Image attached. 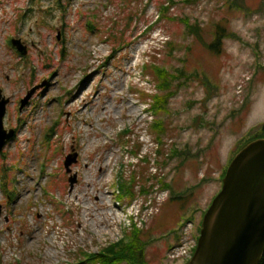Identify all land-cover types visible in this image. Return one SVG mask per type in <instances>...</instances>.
Here are the masks:
<instances>
[{"label": "rangeland", "instance_id": "374dc122", "mask_svg": "<svg viewBox=\"0 0 264 264\" xmlns=\"http://www.w3.org/2000/svg\"><path fill=\"white\" fill-rule=\"evenodd\" d=\"M166 1L0 0L4 127L15 131L0 152V264H94L134 224L149 264H186L229 160L264 123V0H175L156 22ZM217 23L238 37L221 54L205 46ZM153 65L178 76L157 116L147 110V95L161 93Z\"/></svg>", "mask_w": 264, "mask_h": 264}, {"label": "water", "instance_id": "95a60500", "mask_svg": "<svg viewBox=\"0 0 264 264\" xmlns=\"http://www.w3.org/2000/svg\"><path fill=\"white\" fill-rule=\"evenodd\" d=\"M13 45L25 54L20 40ZM41 86L33 89L22 106ZM8 100L0 89V152L15 131H6ZM73 163L68 159L66 168ZM73 180L71 183L73 184ZM264 256V139L252 142L231 162L223 188L204 216L190 264H260Z\"/></svg>", "mask_w": 264, "mask_h": 264}, {"label": "trees", "instance_id": "16d2710c", "mask_svg": "<svg viewBox=\"0 0 264 264\" xmlns=\"http://www.w3.org/2000/svg\"><path fill=\"white\" fill-rule=\"evenodd\" d=\"M194 0H187V2L191 3ZM176 2L175 0H167L165 3H162L157 21L159 22L163 20L165 16H169L170 10L175 6ZM239 0H230V7L238 6ZM180 21V23L190 32V34L195 35L196 37L200 38V33L202 32V28L200 24L198 23H191V19H184L183 17L176 19ZM89 25L94 31L95 29H98V26H94L93 22L89 21ZM130 26V21H129ZM129 26L127 30L129 29ZM153 26L149 28L152 29ZM126 30V31H127ZM213 34V40L212 42H207L206 47L209 51H212L216 54H221L225 47V41L228 38H237L236 35L232 33L228 28H226L222 23H217L215 26V29L212 31ZM239 40L241 38L239 37ZM172 45L173 43L171 41L168 42V46ZM125 45H120L119 48H116L115 50L121 51V48H124ZM171 53L174 52V50H170ZM258 56H260L258 54ZM153 69L156 73L158 84L157 89L161 91V93L154 94V95H147V98H149V111L153 113L154 115H161L166 114L168 112V107L171 98L174 96V91L172 89L174 88L173 83L178 80V76L172 74L167 68L161 67L159 65H153ZM180 75H184L185 72L183 70H179ZM148 77V75H146ZM129 132L128 130H125L123 133ZM153 132L157 134V146L161 144L160 141L165 135V125L163 123V120H156L153 124ZM122 133V134H123ZM264 138V124L258 129V131L255 134H252L246 141L245 144L242 146L245 147L249 143H251L254 140ZM160 143V144H159ZM131 146H127L126 148L129 149ZM178 152L177 149L174 151L172 150V153ZM140 156L139 151L136 153V157ZM140 160H143V158H139ZM149 163V161H147ZM225 175V173H224ZM138 177V176H137ZM163 182V181H162ZM164 183V190H170L172 195L174 193L172 184ZM138 187V184L136 183V178L134 180L124 179L119 184V189L121 193L123 194L122 198L125 197H132L133 195V189ZM173 197V196H172ZM172 200H174L172 198ZM148 247V241L144 238V234L142 232V229L137 226V224H134V226L125 233L124 237L117 241L110 243L108 246L101 249L99 252L93 253L89 256L88 261L94 263V264H149L146 258V251ZM84 255L87 256V254L84 252ZM260 264H264V256L261 260Z\"/></svg>", "mask_w": 264, "mask_h": 264}, {"label": "bare ground", "instance_id": "6f19581e", "mask_svg": "<svg viewBox=\"0 0 264 264\" xmlns=\"http://www.w3.org/2000/svg\"><path fill=\"white\" fill-rule=\"evenodd\" d=\"M100 95V93L98 92V94L96 95V97H98ZM108 108L109 107H107V105L105 106V104H104V106H102V109L104 110V112H108L109 110H108ZM94 164V163H93ZM91 164L90 165H88L87 166V169H90L91 168ZM103 166V165H102ZM104 168H101V171L103 172L104 170H103ZM103 178V177H102ZM94 188V186H92V185H90V184H86V188Z\"/></svg>", "mask_w": 264, "mask_h": 264}]
</instances>
